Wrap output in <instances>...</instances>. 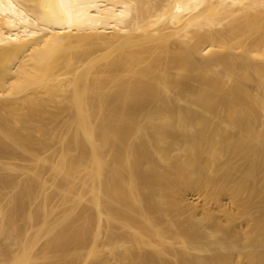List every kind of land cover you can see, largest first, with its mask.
<instances>
[{
	"label": "bare ground",
	"instance_id": "1",
	"mask_svg": "<svg viewBox=\"0 0 264 264\" xmlns=\"http://www.w3.org/2000/svg\"><path fill=\"white\" fill-rule=\"evenodd\" d=\"M0 264H264V0H0Z\"/></svg>",
	"mask_w": 264,
	"mask_h": 264
},
{
	"label": "rangeland",
	"instance_id": "2",
	"mask_svg": "<svg viewBox=\"0 0 264 264\" xmlns=\"http://www.w3.org/2000/svg\"><path fill=\"white\" fill-rule=\"evenodd\" d=\"M191 199H194L196 196L194 194H190L189 196Z\"/></svg>",
	"mask_w": 264,
	"mask_h": 264
}]
</instances>
